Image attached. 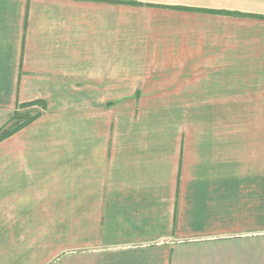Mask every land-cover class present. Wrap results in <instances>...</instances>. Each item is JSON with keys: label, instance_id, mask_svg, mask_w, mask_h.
<instances>
[{"label": "crops", "instance_id": "0c3cea01", "mask_svg": "<svg viewBox=\"0 0 264 264\" xmlns=\"http://www.w3.org/2000/svg\"><path fill=\"white\" fill-rule=\"evenodd\" d=\"M178 7L264 16V0H0V117L45 102L0 142V264H264V122L191 135L173 99L264 112L263 36L245 57L173 52L191 22L264 19Z\"/></svg>", "mask_w": 264, "mask_h": 264}, {"label": "rangeland", "instance_id": "374dc122", "mask_svg": "<svg viewBox=\"0 0 264 264\" xmlns=\"http://www.w3.org/2000/svg\"><path fill=\"white\" fill-rule=\"evenodd\" d=\"M190 24H191L190 26L191 31L188 33L189 48L187 50L174 49L173 52L175 54L176 52H180V53L185 52L184 55H188L193 59H196L198 57V53L202 51L199 44L208 47L207 53L208 55H210L213 54L214 52L217 54V51L219 52L229 51V49L225 46L226 44L230 43L233 44L230 45L233 47V49H231L230 51L237 50L240 56L245 57L244 53L247 52L246 47L249 44L248 40L249 39L254 40L256 38H259L260 36L264 37V25L262 23L249 22L246 20L219 21L217 19L207 18L206 21L203 23H201V21L200 22L195 21V22H191ZM199 29L203 31H199ZM176 34L177 33L173 34V36H175V40H180V38L176 36ZM183 35L186 34L184 33ZM196 82L197 81H195L194 83ZM178 83L182 84V82H178ZM192 85L193 84H191L190 82H185L186 88H189ZM167 99L169 98L163 97V98H157L156 100H159V102L161 103L166 101ZM173 99L175 100L176 103L179 104H181L180 103L181 101H177V100L183 99L188 101L187 104L189 106L187 107V104H185V102L187 101H184L182 107L183 109L189 108V112H186V114L184 112V117L187 116V122L185 121L184 124L186 123L185 128H187V126L189 125L191 135H205L206 133L214 132L215 126L217 125L219 126V123L221 122H222V126L230 122H239V126L242 125V122H250L248 126H255V127L260 122H264V112H250V111L249 112H220V111L206 112V110L210 107L204 106V104H209V102H212L214 100L213 98L201 99L197 97H189V98L179 97ZM243 99L246 100L249 98L243 97ZM248 108L251 110L250 107ZM44 109L45 107H41L40 105H37L31 109H19V111L25 112L27 110H32V113L36 111L37 113H40L41 116ZM211 109L214 108L211 107ZM11 113L0 117V133L10 125V123H8V120ZM222 130L224 129L222 128Z\"/></svg>", "mask_w": 264, "mask_h": 264}, {"label": "trees", "instance_id": "16d2710c", "mask_svg": "<svg viewBox=\"0 0 264 264\" xmlns=\"http://www.w3.org/2000/svg\"><path fill=\"white\" fill-rule=\"evenodd\" d=\"M177 9L191 11V12H206L211 14L226 15L233 17H252V18L254 17L258 19H264V16L244 14L235 11L207 10V9L179 8V7ZM37 105H40L41 107H45V102L37 100V101L17 105L15 110L9 116L8 123H10V125L0 133V142L5 138L11 136L12 134L18 132L19 130L23 129L24 127L32 123L35 119H37L40 116V113H37L36 111L34 113H32V110H27L25 112L19 111V109H31Z\"/></svg>", "mask_w": 264, "mask_h": 264}]
</instances>
